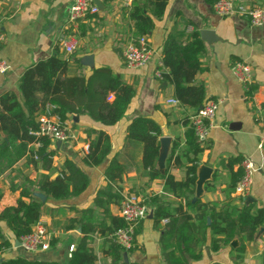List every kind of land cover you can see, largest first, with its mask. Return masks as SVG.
<instances>
[{"label": "crops", "instance_id": "1", "mask_svg": "<svg viewBox=\"0 0 264 264\" xmlns=\"http://www.w3.org/2000/svg\"><path fill=\"white\" fill-rule=\"evenodd\" d=\"M72 1H0V34L5 39L1 45L0 59L10 67L7 73L0 74V95L11 91L20 99L18 82L22 73L38 61L54 55L57 49L62 58L70 60V75L88 76L93 69L108 67L122 83L133 88L134 97L124 118L112 127H103L86 115L70 116L76 141L51 144L49 149L54 154L49 157V167L42 162L32 164L26 153L0 174V212L5 206L14 205L22 191L32 193L34 197L36 193L44 195L38 189L40 179L57 177L65 160L74 162L88 178L86 190L76 197L55 201L44 195V202L37 198L43 204L39 221L47 233L49 248L46 251L24 252L15 243L16 238L6 222L0 221V243L7 241L10 244L0 252V262L24 258L29 261L69 264L71 253L82 237L83 224L87 225L85 228L93 229L88 237L90 248L96 256V264H113L114 249L99 234L102 228L98 224H109L106 209L111 216L119 218L121 202L117 200L120 197L123 199L127 194H136L146 199L161 196L164 192L163 180L150 181L142 170L141 146L127 139L128 125L136 117L151 118L160 128L159 140H170L163 173L173 144L178 145V150L186 149V132L189 127L186 118L191 112L185 107L166 103L169 99H175L174 88L155 75L162 60L163 44L169 34L181 42H185L187 34L194 29L210 30L218 37V41L212 45L205 43V53L201 58L204 71L198 73L194 81L195 84L204 85L206 100L218 104L208 139L203 142L204 150L198 155L197 168L202 166L212 170L198 200L204 203H223L226 200L224 190L229 185L231 172H236L240 167V164L228 167V160L250 157L259 169L253 176L250 192L244 197L232 193L230 198L238 207L245 204L264 209V26L254 27L245 17L215 15L213 4L216 0H168L164 16L154 20L153 31L146 35L153 51L149 64L142 69H130L124 65L122 53L132 38L134 22L129 17L131 8H123L118 0H97L99 13L78 22L79 48L70 57L64 55L60 43L67 33L65 23ZM233 1L264 10V0ZM86 56H93V67L82 64V58ZM237 62L248 65L252 70V80L247 86L239 83L231 73V66ZM162 72L167 73V70L164 68ZM232 125L236 126L233 128ZM87 129L104 130L110 136L111 152L97 167H88L83 161L85 146L89 145ZM0 135L3 136L1 131ZM113 159L123 167V173L121 179L108 182L105 172ZM187 166V159L181 157L179 165L172 166L169 173L176 180H182ZM106 187L109 193L97 205L95 199ZM186 197L192 203L195 186L193 194L186 193ZM186 197L165 195L163 201L169 204L170 210L181 207L193 216L195 212L186 206ZM147 207L148 215L136 229L133 250L119 253L118 264H165L160 237L161 229L167 225L168 220L162 221L159 228H155L152 223L153 206L148 204ZM84 211L89 213L83 214ZM207 222L209 225V219ZM209 241L208 231L201 259L196 262L188 259V264H234L231 253L239 246L236 238L232 241L236 243L235 246H231V242L216 253L210 251ZM263 252L264 226L259 229L254 240L246 245L237 264H262Z\"/></svg>", "mask_w": 264, "mask_h": 264}, {"label": "trees", "instance_id": "2", "mask_svg": "<svg viewBox=\"0 0 264 264\" xmlns=\"http://www.w3.org/2000/svg\"><path fill=\"white\" fill-rule=\"evenodd\" d=\"M167 4L168 0H134L129 13L130 19L134 22L132 38L149 35L154 29V20H160L164 16ZM205 48L200 31L196 29L187 34L185 42L178 41L175 36L169 34L163 44L161 62L167 73L162 74L161 81L173 86L175 99L182 107L189 109L191 114L197 112L206 101L204 85L194 82L196 75L204 71L201 58ZM69 71L70 60L62 58L56 49L54 55L38 61L22 73L18 82L20 99L11 91L0 95V129L3 135H0V174L4 173L5 166L6 169L10 168L26 153L32 164L42 162L49 167V157L54 154V151L49 149L52 144L51 137H35L30 134L31 131L37 130V117L47 103L55 107L53 113L62 121L70 116L86 115L103 127H112L124 118L134 97V90L130 85L122 83L108 67L93 69L88 76L70 75ZM186 119L189 126L188 117ZM86 134L89 145L83 161L88 167H97L111 152L110 136L104 130L94 129H87ZM160 136V128L151 118L136 117L127 127V139L141 146V168L148 179L163 180V194L143 200L145 205L153 206L152 223L155 228H159L162 221L168 220L167 225L161 229L160 237L165 264H188V259L199 261L208 231L210 251L213 253L228 246L235 238L239 241V246L231 253L232 261L237 264L244 254L246 245L254 240L264 224V209L245 204L238 207L233 204V198H230L242 176V169L239 167L236 172H231L229 185L224 190L226 200L223 203H204L197 200L192 204L186 193L193 194L198 155L204 150L203 143L195 137L193 129L189 126L186 132V149L178 150V145L174 143L165 172L161 174L156 168ZM38 142L41 144L36 150L38 159L33 160L28 149ZM181 157L187 159L188 166L185 168L184 179L176 180L169 170L172 166L179 165ZM241 161L240 158H232L227 164L232 168ZM122 173L123 167L113 159L105 172V178L108 182L115 181L121 179ZM87 186V176L71 160H65L58 170L57 177L54 179L42 177L38 183L39 191L55 201L76 197L82 194ZM108 193L107 187L100 191L95 203L99 205L101 198ZM165 195L177 198L185 196L186 206L195 212L193 216L189 212H184L181 207L170 210L169 204L163 201ZM117 202H122V198L120 197ZM42 207L43 204L32 196V193L22 191L14 205L5 206L1 210L0 221L6 222L19 241L31 233L41 217ZM106 213L109 224H98L102 228L99 234L114 249L113 264H118L117 260L120 259L119 253L122 250L112 243L108 236L124 224L121 219L111 216L109 210L106 209ZM85 226L87 225H81L82 237L71 253L69 264H96V256L90 248L88 237L93 229ZM136 233L137 230L135 237ZM9 245L7 241H2L0 252ZM132 250L133 248L129 252ZM0 264L54 263L16 258Z\"/></svg>", "mask_w": 264, "mask_h": 264}, {"label": "built area", "instance_id": "3", "mask_svg": "<svg viewBox=\"0 0 264 264\" xmlns=\"http://www.w3.org/2000/svg\"><path fill=\"white\" fill-rule=\"evenodd\" d=\"M123 8L130 9L134 0H118ZM213 12L219 17L240 16L249 20L254 27L264 26V10L260 7H246L235 3L233 0H217L213 4ZM99 13V8L94 0H73L67 12L65 23L66 36L61 41V50L66 57L73 55L79 48V39L77 35L78 22L82 19ZM4 37L0 34V50L4 43ZM123 62L127 68L142 69L149 64L153 51L146 38L142 36L136 39L131 38L123 49ZM159 69L155 72L156 78L161 79L164 66L162 62L158 64ZM6 61L0 59V74L4 75L9 70ZM234 78L243 86H247L252 80L251 68L241 62L233 64L230 68ZM172 106H181L176 99H169L166 102ZM218 104L215 101L206 100L197 112L189 115V126L193 129L195 137L200 142H205L209 136V130L213 126V119L216 115ZM55 107L47 103L40 111L37 117L38 128L31 131L30 134L35 137H51L52 144H68L76 141V135L71 127V120L68 118L62 121L53 113ZM264 130V122H263ZM41 144L38 142L29 147L30 156L37 160L36 150ZM85 152H88V145L85 146ZM243 173L235 186L234 193L240 197L249 194L253 176L259 170L250 157H244L240 163ZM149 208L144 204V200L136 194H127L123 197L119 207L118 217L123 221V227L112 232L108 239L111 240L124 253H128L135 242V232L138 224L146 219ZM165 220L164 222H166ZM20 246L26 253H37L48 250L49 242L47 233L42 223L38 221L30 234L22 237Z\"/></svg>", "mask_w": 264, "mask_h": 264}, {"label": "water", "instance_id": "4", "mask_svg": "<svg viewBox=\"0 0 264 264\" xmlns=\"http://www.w3.org/2000/svg\"><path fill=\"white\" fill-rule=\"evenodd\" d=\"M95 3L97 2V0H94ZM97 4V3H96ZM98 6V4H97ZM200 37L202 39L203 42H205L207 45H212V43H215L218 41V37L215 35V33L213 31L210 30H201L200 31ZM82 64H84L85 66L88 67H93V56H86L82 58ZM236 125H232V127L234 128ZM1 131V129H0ZM159 144H160V149H159V156H158V160H157V168L159 170V172L163 173L164 170V164H165V160L167 158V153H168V149H169V144H170V140L168 138H161L159 140ZM212 173V170L208 167H199L196 169V182H195V197L192 200V203L196 202L198 200V198H200L201 194H202V190H203V184L205 183L206 180L209 179L210 175ZM36 198H39L42 202L45 201V196L40 194V193H36L35 194ZM264 226V224H263ZM15 243L17 245H20V242L18 240L15 241ZM236 243L232 242L231 246H235Z\"/></svg>", "mask_w": 264, "mask_h": 264}, {"label": "rangeland", "instance_id": "5", "mask_svg": "<svg viewBox=\"0 0 264 264\" xmlns=\"http://www.w3.org/2000/svg\"><path fill=\"white\" fill-rule=\"evenodd\" d=\"M6 168H7V166L4 167V170H5V171H7V170L9 169V168H8V169H6ZM5 171H4V172H5Z\"/></svg>", "mask_w": 264, "mask_h": 264}]
</instances>
